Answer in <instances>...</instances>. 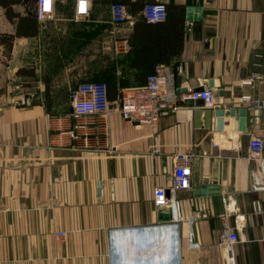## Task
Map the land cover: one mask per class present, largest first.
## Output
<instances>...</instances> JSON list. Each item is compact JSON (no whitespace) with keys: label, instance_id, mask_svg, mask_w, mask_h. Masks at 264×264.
<instances>
[{"label":"crops","instance_id":"crops-1","mask_svg":"<svg viewBox=\"0 0 264 264\" xmlns=\"http://www.w3.org/2000/svg\"><path fill=\"white\" fill-rule=\"evenodd\" d=\"M37 1L9 0V11L0 3V264H159L171 240L158 226L176 221L180 264H229L217 245L223 212L239 228L235 264H264V148L256 159L249 147L253 136L264 140V108L242 99L264 100V0H162V22L142 16L156 0H90L84 18L77 0H55L46 20ZM115 2L128 7L124 24L111 21ZM124 41L130 49L120 52ZM160 64L176 98L213 88L237 115L187 100L154 126L126 120L123 89ZM14 79L41 99L10 104ZM84 81L108 84V129L92 115L87 133L72 138L70 92ZM186 150L195 158L191 188L177 192L180 221L155 205L154 192L171 184Z\"/></svg>","mask_w":264,"mask_h":264},{"label":"built area","instance_id":"built-area-1","mask_svg":"<svg viewBox=\"0 0 264 264\" xmlns=\"http://www.w3.org/2000/svg\"><path fill=\"white\" fill-rule=\"evenodd\" d=\"M90 0H77L76 16L84 18L89 15L91 11ZM55 10V0H38L37 1V17L40 20H46L52 17ZM111 21L114 24H124L129 20V11L126 4L122 2H115L110 7ZM168 15L167 3L162 0L155 2H148L144 4L142 9V16L148 22H162L166 20ZM129 42H119L116 49L120 52H126L130 49ZM168 75L169 68L160 64L156 66L155 71L149 74L144 84L137 86H129L124 88L122 96L118 101L119 112L123 118L134 122L138 125L158 124L160 119L170 113H174L187 100L204 102L207 107H214L216 104L217 95L213 88H203L193 90L188 94L181 95L180 99L176 98L168 89ZM258 73H253L244 79V85H252L258 78ZM10 104L18 106L32 105L41 99V95L37 88H29L21 79H14L9 85ZM72 112L71 115L76 120L74 130L70 131L72 138H78L79 133H87L89 119L92 115H98L103 125L101 128L108 129L109 114L111 110V101L109 98L108 84L103 81H84L79 82L70 92ZM242 99L251 105H256L264 108V100L257 101L251 94H244ZM83 130V131H82ZM250 155L252 158L259 159L261 157L264 140L261 137L253 136L250 140ZM155 151H159L156 149ZM206 154V153H205ZM193 150H186L180 152L175 157V170L173 179L169 186H160L155 189L154 202L157 207H169L172 209L173 215L176 219L181 221V204L177 198V192L180 190H188L192 183V162L195 158ZM259 210V206L256 205ZM199 216H207V212H197ZM222 228L217 245L219 248L226 250L228 254L229 264H235L233 258L234 245L239 241V228L232 226L228 220V213L221 214ZM161 230L169 232L171 240L170 255L167 258H161L159 264H180V233L179 223L169 222L158 226ZM151 230L153 227H146ZM67 232H56L57 236L65 235ZM115 235V233H113ZM192 245L198 243L191 241Z\"/></svg>","mask_w":264,"mask_h":264},{"label":"water","instance_id":"water-1","mask_svg":"<svg viewBox=\"0 0 264 264\" xmlns=\"http://www.w3.org/2000/svg\"><path fill=\"white\" fill-rule=\"evenodd\" d=\"M188 11H189L188 18L191 19L192 17H194L193 16V12H192L191 8H189ZM201 89H203V88H201ZM214 108L216 109L215 113H216L217 116H224V114L226 112H228V111H229L230 114H232V116L237 115V110L235 108H231L230 110L227 111L225 106L219 105L218 104V98L216 99V104H215ZM245 113H247L246 112V108L239 110V114L241 116H243ZM221 123H222V119H221ZM169 211L170 212L168 213V217H171V215H172V209H169Z\"/></svg>","mask_w":264,"mask_h":264},{"label":"trees","instance_id":"trees-1","mask_svg":"<svg viewBox=\"0 0 264 264\" xmlns=\"http://www.w3.org/2000/svg\"><path fill=\"white\" fill-rule=\"evenodd\" d=\"M6 0H0V3L7 7L8 11L11 10V4L9 0L5 3ZM147 21V20H146Z\"/></svg>","mask_w":264,"mask_h":264},{"label":"clouds","instance_id":"clouds-1","mask_svg":"<svg viewBox=\"0 0 264 264\" xmlns=\"http://www.w3.org/2000/svg\"><path fill=\"white\" fill-rule=\"evenodd\" d=\"M146 244H147V243H146ZM148 244H149V243H148ZM148 244H147V245H148Z\"/></svg>","mask_w":264,"mask_h":264}]
</instances>
